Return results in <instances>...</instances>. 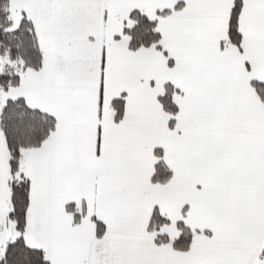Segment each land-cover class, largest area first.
Listing matches in <instances>:
<instances>
[{
    "label": "snow or ice",
    "instance_id": "6c2138e0",
    "mask_svg": "<svg viewBox=\"0 0 264 264\" xmlns=\"http://www.w3.org/2000/svg\"><path fill=\"white\" fill-rule=\"evenodd\" d=\"M0 264H264V0H0Z\"/></svg>",
    "mask_w": 264,
    "mask_h": 264
}]
</instances>
